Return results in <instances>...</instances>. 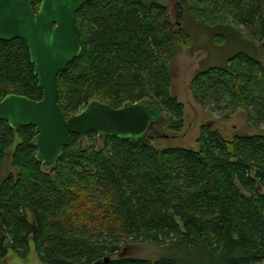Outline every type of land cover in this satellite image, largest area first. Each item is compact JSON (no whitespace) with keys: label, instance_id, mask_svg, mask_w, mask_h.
<instances>
[{"label":"trees","instance_id":"obj_1","mask_svg":"<svg viewBox=\"0 0 264 264\" xmlns=\"http://www.w3.org/2000/svg\"><path fill=\"white\" fill-rule=\"evenodd\" d=\"M161 0H89L76 15L80 55L57 78L66 119L97 101L114 109L148 101L163 120L145 145L90 133L70 135L62 157L45 170L31 141L0 121V262L8 252L42 264H264V0H176L183 15L210 26L212 37L238 48L221 65L200 69L195 104L237 109L257 133L225 139L207 124L197 149L158 148L179 133L184 108L171 94L170 64L184 30L175 29ZM37 11L41 0H30ZM222 45V46H223ZM42 99L26 44L0 41V100ZM90 145H86L87 141ZM131 244L162 250L154 260L131 257Z\"/></svg>","mask_w":264,"mask_h":264},{"label":"water","instance_id":"obj_2","mask_svg":"<svg viewBox=\"0 0 264 264\" xmlns=\"http://www.w3.org/2000/svg\"><path fill=\"white\" fill-rule=\"evenodd\" d=\"M88 2L41 0L35 11L30 0H0V41L21 39L26 44L37 87L42 92L40 101L6 95L0 100V121L13 131L34 128L36 135L31 145L45 170L56 167L70 135L85 141L95 133L100 140L114 137L145 145L149 134L163 120L160 111L148 101L118 109L92 101L68 119L62 114L57 101V78L81 53L75 22L77 13Z\"/></svg>","mask_w":264,"mask_h":264},{"label":"rangeland","instance_id":"obj_3","mask_svg":"<svg viewBox=\"0 0 264 264\" xmlns=\"http://www.w3.org/2000/svg\"><path fill=\"white\" fill-rule=\"evenodd\" d=\"M167 8L171 23L175 29L184 30L185 42L178 36L180 42L178 49L170 64V75L172 79L171 94L183 105L184 126L179 133H170L165 128V132L170 135V139H161L154 142L158 148L179 147L188 150L197 149V139L201 127L210 124L213 131L219 132L225 139L230 140L235 135H252L256 130L247 122L246 113L237 109L227 120L222 118V106L215 108L209 105L208 108H201L194 103L190 92V84L194 75L203 68L213 65H221L238 48L235 37L223 45L212 37L210 26L203 22L195 20L191 14L183 15V23L175 20L176 0H161ZM174 12V13H173ZM195 18V19H194ZM223 45V46H222ZM257 54L262 63H264V48L258 47ZM260 131H264V124L260 126ZM8 150L5 162L0 169V178L8 173H15L11 167V155L15 145ZM90 145V141L86 145ZM162 253V250L153 244H131L124 250V254L154 260ZM0 264H42L35 254L33 245L30 244V252L27 258L22 259L8 252L7 257Z\"/></svg>","mask_w":264,"mask_h":264}]
</instances>
